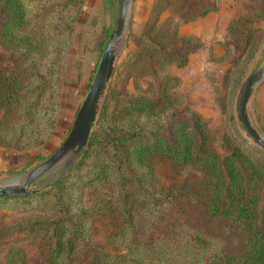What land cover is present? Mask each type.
<instances>
[{"label": "rangeland", "instance_id": "rangeland-1", "mask_svg": "<svg viewBox=\"0 0 264 264\" xmlns=\"http://www.w3.org/2000/svg\"><path fill=\"white\" fill-rule=\"evenodd\" d=\"M58 1L27 0L28 14L34 16L39 13L43 8L36 10L35 7L43 4L44 9L48 8L45 14L51 22L47 24L55 26L63 10ZM208 1L162 0L153 12L142 11L139 13L140 17H136L131 10L132 0H129L123 29L114 43L112 73L98 111L108 93L111 97L107 100V115L111 114L118 99L144 94L162 102L169 95L176 102L173 105L175 117L196 113L207 128L214 153L221 157L229 152L231 146L238 145L241 136L248 140L236 118L235 98L244 77L264 66V48L258 51L264 27L263 23H243L241 19H237L236 23H230L228 37L222 40V55L213 59L210 54L200 53L198 47L181 65H177L175 60L161 63L163 52L185 44V41L177 38L182 34L178 33L176 22L207 7ZM259 1L264 10V0ZM154 2L155 0L151 7ZM120 3L121 0H99V5H89L86 0H81L71 33L62 37L56 34L55 37H47L48 41L62 39L65 45L59 90L56 99L54 98L52 111L53 127L41 143L20 149L0 146V184L25 183L29 170L47 158L63 140L114 29ZM252 3L248 1L245 4V9L249 11L246 13L247 19L251 20L257 16L258 10V6ZM156 10L157 15H154ZM174 28L178 34L175 37ZM195 41L200 46V40L195 38ZM159 42L163 48H148L150 43L158 46ZM178 56L179 54L175 57ZM259 83L251 93L246 111L254 127L264 137V106L262 102L255 100ZM163 93L165 94L162 95ZM150 120L155 121L154 118ZM164 120L165 118L158 123H163ZM135 123L143 124L142 114L138 115ZM142 129L148 137L149 127ZM80 152L81 150L74 149L65 153L49 169L32 180L29 188L44 190L63 178L60 192L63 199L68 201V209L76 214L79 210L82 211V233L73 243L66 264H94L93 254L99 249L121 256L113 257L111 264H131L130 256H126V245L122 242H109V235L119 229L124 214L123 194L126 191L135 193L140 189L147 191L151 186L142 184L137 178L121 183L106 179L101 184H94L86 179L93 173V167H75ZM105 157L109 158L110 165L115 164L116 157L111 151L106 152ZM165 168L162 174L159 172V183L170 181ZM132 171L137 172L138 168L134 167ZM182 172H187V168ZM154 195L155 193L146 194L144 201L147 203L132 206L130 212L133 223L129 229L121 228L123 234H130L148 251L156 252L162 257L164 264L200 263L219 249L222 240L216 234H205L203 227L207 225L202 222L203 216L199 213H185L180 208L170 206L166 200L153 204L151 201ZM55 215L56 209L50 199H0V226H4L0 234V264H7L6 253L11 246L22 248L24 264H46L50 253L49 234L35 229L34 225L38 221L53 219ZM63 215L60 216L62 220L67 217L66 214ZM60 223V229H65V221ZM211 227L214 228L213 224ZM195 234L206 238V246L195 242Z\"/></svg>", "mask_w": 264, "mask_h": 264}, {"label": "trees", "instance_id": "trees-1", "mask_svg": "<svg viewBox=\"0 0 264 264\" xmlns=\"http://www.w3.org/2000/svg\"><path fill=\"white\" fill-rule=\"evenodd\" d=\"M159 1L162 0L153 3L152 12ZM80 3L81 0H59L62 15L51 26L45 14L48 8L44 9L43 4L35 7L36 10L43 8L39 13L29 16L27 0H0V146L20 149L35 145L51 132L65 45L62 39L48 41L47 37L71 33ZM209 8L180 19L203 14ZM173 35H178L175 28ZM178 36L185 44L163 52L161 63L175 60L181 65L199 47L195 37ZM157 44L150 43L148 48L164 47L160 42ZM108 97L93 121L75 167H93V173L86 179L94 184L106 179L121 183L137 178L151 186L147 191L140 189L123 194L124 214L119 229L109 235V242L126 245L131 264H164L160 255L148 251L130 234L121 231L133 223L132 206L147 203L144 196L155 193L153 204L166 200L185 213H199L207 225L203 227L205 234H216L222 240L216 252L200 263L190 264H264V150L241 136L238 145L231 146L228 153L219 157L199 116L191 112V116L175 117L176 102L169 95L162 102L144 94L118 99L107 115ZM139 114L143 115L142 125L135 123ZM164 118L163 123H158ZM146 127H149L148 137L142 129ZM110 151L116 157L113 165L105 157ZM134 167L138 168L137 172L132 171ZM164 167L170 181L159 183V172L162 174ZM184 168L187 172L183 173ZM62 182L63 178L47 189L28 194L0 195V199L51 200L56 217L34 225L35 229L49 234L50 253L46 264H66L73 243L82 233V211L76 214L68 209V201L60 192ZM62 214L67 215L63 220ZM60 221H65V229H60ZM3 227L0 226V234ZM194 240L206 246L204 236L195 234ZM113 257L121 256L99 249L93 254L94 264H111ZM6 262L24 264L22 248L9 247Z\"/></svg>", "mask_w": 264, "mask_h": 264}, {"label": "water", "instance_id": "water-1", "mask_svg": "<svg viewBox=\"0 0 264 264\" xmlns=\"http://www.w3.org/2000/svg\"><path fill=\"white\" fill-rule=\"evenodd\" d=\"M129 0H121L114 29L108 38L98 59L90 86L77 107L70 128L60 144L43 161L35 165L28 172L27 179L22 185L0 184V195H20L34 192L29 183L38 175L49 169L65 153L71 150H81L86 144L88 134L95 120L101 97L106 83L111 76L114 62V43L121 33L127 14ZM264 79V66L247 74L239 84L235 98L236 118L241 124L244 135L254 145L264 150V137L254 127L246 111L247 102L257 83Z\"/></svg>", "mask_w": 264, "mask_h": 264}, {"label": "crops", "instance_id": "crops-1", "mask_svg": "<svg viewBox=\"0 0 264 264\" xmlns=\"http://www.w3.org/2000/svg\"><path fill=\"white\" fill-rule=\"evenodd\" d=\"M86 0L89 5H99V0ZM153 0H132V8L134 15L137 17L142 11L147 13L152 4ZM253 2L254 6H258L256 11L257 16L251 19H247L245 9L246 2ZM210 6L203 14L195 15L186 20L179 19L177 21V31L182 35H190L198 40H200V46L198 51L203 54H210L213 59L224 53V48L222 47V40L228 37V25L233 23L237 19H241L243 23H263L264 27V10L260 5L259 0H209ZM260 6V7H259ZM251 14V13H250ZM249 25V24H248ZM264 48V36L261 38L260 43H258V51ZM190 52L188 54V59L191 57ZM255 100L262 102L264 106V79L260 81L257 86Z\"/></svg>", "mask_w": 264, "mask_h": 264}]
</instances>
